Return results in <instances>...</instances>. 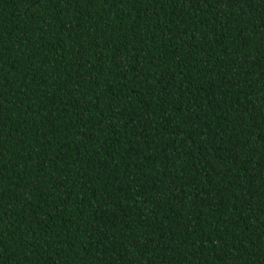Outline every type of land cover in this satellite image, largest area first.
Returning a JSON list of instances; mask_svg holds the SVG:
<instances>
[{
  "label": "trees",
  "instance_id": "16d2710c",
  "mask_svg": "<svg viewBox=\"0 0 264 264\" xmlns=\"http://www.w3.org/2000/svg\"><path fill=\"white\" fill-rule=\"evenodd\" d=\"M0 264H264V0H0Z\"/></svg>",
  "mask_w": 264,
  "mask_h": 264
}]
</instances>
